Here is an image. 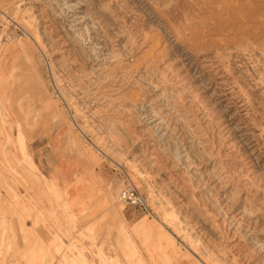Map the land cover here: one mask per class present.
I'll return each instance as SVG.
<instances>
[{"label": "rangeland", "instance_id": "rangeland-1", "mask_svg": "<svg viewBox=\"0 0 264 264\" xmlns=\"http://www.w3.org/2000/svg\"><path fill=\"white\" fill-rule=\"evenodd\" d=\"M12 126L114 175L99 229L55 231L57 264H264V0H0Z\"/></svg>", "mask_w": 264, "mask_h": 264}, {"label": "crops", "instance_id": "crops-1", "mask_svg": "<svg viewBox=\"0 0 264 264\" xmlns=\"http://www.w3.org/2000/svg\"><path fill=\"white\" fill-rule=\"evenodd\" d=\"M21 137L22 143L15 126L0 127V162L15 171L3 175L0 169V264H57L56 246H50L55 231L67 230L64 219L69 215L83 219L77 230L99 229L111 208L103 190L114 175L54 133L46 140L38 129H24ZM114 234L109 243L115 244ZM60 240L67 243L66 238Z\"/></svg>", "mask_w": 264, "mask_h": 264}, {"label": "built area", "instance_id": "built-area-1", "mask_svg": "<svg viewBox=\"0 0 264 264\" xmlns=\"http://www.w3.org/2000/svg\"><path fill=\"white\" fill-rule=\"evenodd\" d=\"M118 199L124 206L134 207L147 216L151 215V209L145 198L136 190L127 176H125L124 186L118 194Z\"/></svg>", "mask_w": 264, "mask_h": 264}, {"label": "bare ground", "instance_id": "bare-ground-1", "mask_svg": "<svg viewBox=\"0 0 264 264\" xmlns=\"http://www.w3.org/2000/svg\"><path fill=\"white\" fill-rule=\"evenodd\" d=\"M208 253V252H207Z\"/></svg>", "mask_w": 264, "mask_h": 264}]
</instances>
